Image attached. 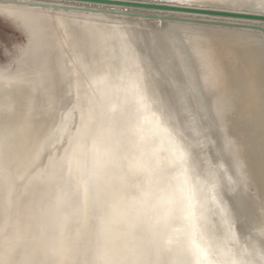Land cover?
Masks as SVG:
<instances>
[{
	"label": "water",
	"instance_id": "water-1",
	"mask_svg": "<svg viewBox=\"0 0 264 264\" xmlns=\"http://www.w3.org/2000/svg\"><path fill=\"white\" fill-rule=\"evenodd\" d=\"M34 1L103 10L0 5V264H196L194 228L259 264L264 41L154 13L264 22V0Z\"/></svg>",
	"mask_w": 264,
	"mask_h": 264
},
{
	"label": "snow or ice",
	"instance_id": "snow-or-ice-1",
	"mask_svg": "<svg viewBox=\"0 0 264 264\" xmlns=\"http://www.w3.org/2000/svg\"><path fill=\"white\" fill-rule=\"evenodd\" d=\"M177 152L179 153V159L184 160L185 154L182 149L177 147ZM197 198V192L194 187L188 188L187 199L189 201V207L194 208ZM189 218L195 219V212L189 211ZM190 243L193 249L194 256L196 257V264H220L219 261L210 259L212 255L211 245L204 239L203 235L199 234L198 229H193L191 234ZM243 255V254H242ZM229 264H255L254 261H244L243 259H232ZM259 264H264V251L261 252L259 256Z\"/></svg>",
	"mask_w": 264,
	"mask_h": 264
},
{
	"label": "rangeland",
	"instance_id": "rangeland-1",
	"mask_svg": "<svg viewBox=\"0 0 264 264\" xmlns=\"http://www.w3.org/2000/svg\"><path fill=\"white\" fill-rule=\"evenodd\" d=\"M142 13V12H141ZM144 14H151V15H154V14H159V15H164V16H167V17H169V16H173L174 18H178V19H180L181 18V20H185V19H191V20H201V21H206V22H217V21H221V22H226V23H229V24H236V25H239V26H233V28L232 27H228L227 29H226V27H222L221 26V28H220V26H218L217 25V27L215 26V25H206V24H200V25H196V24H194V23H189V22H187L186 23V21L185 22H174V21H168V22H165V23H168V24H170V23H173V24H180V25H187V24H189V25H193V26H196V27H203L204 25V27H207V28H213V27H215V28H213V29H224V30H229V31H233V30H237V31H249V30H251V31H258V32H260V33H262L263 35H264V32H262V31H260V30H258V29H256V28H261V29H264V22H262V23H260L261 21H258V23H255V22H257V21H255V20H248V23L246 22V21H240V20H235V22H234V19L233 20H223V19H213V18H204V17H194V16H187V15H185V16H180V15H173V14H169V15H167V14H160V13H146V12H144ZM189 17V18H188ZM252 21V22H251ZM240 22V23H239ZM241 26H243V27H241ZM246 27V28H245ZM249 27H255V29H251V28H249Z\"/></svg>",
	"mask_w": 264,
	"mask_h": 264
},
{
	"label": "bare ground",
	"instance_id": "bare-ground-1",
	"mask_svg": "<svg viewBox=\"0 0 264 264\" xmlns=\"http://www.w3.org/2000/svg\"><path fill=\"white\" fill-rule=\"evenodd\" d=\"M0 1H9V2H12V3H10V4H4V3H2V2H0V5H6V6H17V7H23V8H34V9H39V10H43V9H45V10H50V11H56V10H53V9H49V8H45V7H43V8H40V7H38V8H36V7H30V6H21V5H19V4H15L14 2H20V3H24V4H27V3H33L34 5L35 4H37V5H43V4H49V5H51V6H57V7H59V6H62V7H71V8H75V7H79V8H86V9H90V8H92V9H96V10H103V8H97V7H92V6H90V7H86V6H80V5H69V4H63V3H59V4H57V3H52V2H46V1H43V2H40V1H34V0H0ZM107 10H114V9H109V8H106ZM106 9H104V10H106ZM59 11H62V10H59ZM59 11H56V12H59ZM116 11H118V12H122L121 10H116ZM63 12H70V13H75V12H71V11H63ZM130 12H133V11H130ZM138 12H140V11H138ZM138 12H135V13H138ZM76 13H79V12H76ZM141 13V12H140ZM142 13H144V12H142ZM97 15V14H96ZM177 16V15H176ZM189 18V17H188ZM197 18V17H196ZM204 18H207V17H204ZM198 19V18H197ZM211 19V18H210ZM214 19V18H213ZM217 19H220V18H217ZM224 20V19H223ZM226 20V19H225ZM199 21H201V20H199ZM211 22V21H210ZM225 22V21H224ZM234 22H235V20H234ZM247 23H248V21H246ZM252 22V21H251ZM176 23V22H175ZM187 23V22H186ZM240 23V22H239ZM255 23H258V21L257 22H255ZM260 23H262V21L260 22ZM263 24V23H262ZM187 25H189V24H187ZM197 25V24H196ZM207 25V24H206ZM193 26V25H192ZM205 26V25H204ZM203 26V27H204ZM200 27V26H199ZM217 27V26H216ZM213 28H215V27H213ZM220 28H221V26H220ZM228 27H226V29H227ZM234 29V28H233ZM256 29H258V30H260V31H262V30H264V29H261V28H256ZM235 31H237V30H235ZM240 32H243V33H247V34H254V35H256L257 37H259L262 41H264V35L262 34V33H260V32H258V31H251V30H249V31H240ZM263 32V31H262Z\"/></svg>",
	"mask_w": 264,
	"mask_h": 264
}]
</instances>
